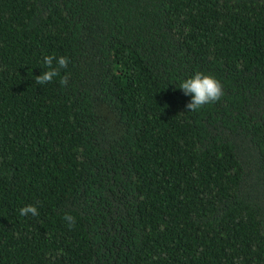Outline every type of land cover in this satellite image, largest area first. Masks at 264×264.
Instances as JSON below:
<instances>
[{
    "label": "trees",
    "instance_id": "1",
    "mask_svg": "<svg viewBox=\"0 0 264 264\" xmlns=\"http://www.w3.org/2000/svg\"><path fill=\"white\" fill-rule=\"evenodd\" d=\"M0 264H264V0H0Z\"/></svg>",
    "mask_w": 264,
    "mask_h": 264
},
{
    "label": "clouds",
    "instance_id": "2",
    "mask_svg": "<svg viewBox=\"0 0 264 264\" xmlns=\"http://www.w3.org/2000/svg\"><path fill=\"white\" fill-rule=\"evenodd\" d=\"M53 60H56L55 67L53 66ZM68 62L66 56H44L43 64L46 71L35 76V83L43 85L52 82L53 78L60 75V69L67 67ZM66 83L67 77L60 80L61 85H65ZM178 87L185 95H191V102L186 104V108L190 111H196L206 104L218 102L224 94L219 81L211 75H204L201 72H196L192 77L181 81ZM19 211L21 216H28L29 214L32 216L39 215L37 208L34 205H26ZM64 219L68 222L70 227L74 226L75 220L72 216L65 215Z\"/></svg>",
    "mask_w": 264,
    "mask_h": 264
}]
</instances>
